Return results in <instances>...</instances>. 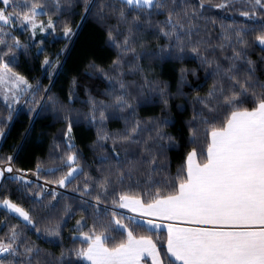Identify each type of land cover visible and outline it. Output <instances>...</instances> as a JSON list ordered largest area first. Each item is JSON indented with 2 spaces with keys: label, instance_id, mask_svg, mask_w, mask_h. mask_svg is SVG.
<instances>
[{
  "label": "trees",
  "instance_id": "obj_1",
  "mask_svg": "<svg viewBox=\"0 0 264 264\" xmlns=\"http://www.w3.org/2000/svg\"><path fill=\"white\" fill-rule=\"evenodd\" d=\"M34 3L38 5L37 24H43L46 30L37 27L33 33L27 25L0 24L4 29L0 39L6 41L0 45V54L12 46L9 55L3 56L4 62L12 61L9 65L12 70L32 86L15 102L12 98L9 101L0 98L3 132L0 160L11 158L17 170L37 172L39 168L41 180L58 186L55 181L70 170L64 158L74 153L83 175L64 188L68 192H56L60 195L55 200L50 193L43 191V196L40 195L43 187L39 183L26 185L10 178L2 181L0 239L7 242L9 229L16 226L20 233L16 243L20 255L6 253L0 260L5 264H60L61 252H66L63 264H86L71 252L85 246L74 239L78 236L75 231L78 221H85L91 227L99 213L100 220L108 225L110 211H116L118 218L128 217L126 212L113 207L115 193L143 195L156 187L163 194L170 190L165 181L177 176L193 148L198 161H204L200 152L206 151L210 126L199 124V113H208L197 97L206 98L217 85L222 84L226 90L230 87L223 70L232 63L233 49L246 51L248 59L254 62L253 83L264 82V50L257 42V37L264 35V8L254 0H175V3L165 0L163 10L151 13L134 12L122 0H13L11 7L17 13H29ZM200 3L204 4L203 8ZM222 4L227 6L217 7ZM183 9L189 13L194 10L197 15L190 34H186L187 28L177 29L183 46L181 52L176 37L165 36L163 32L169 31L165 23L169 14L187 24ZM121 11L126 14L127 22L121 20ZM134 15L138 21L132 20ZM49 20L55 26L53 29L47 28ZM20 23L16 21L17 25ZM65 27L72 29L70 38L64 35ZM129 28L140 56L134 63H129L132 55H121V50L109 41V33L118 41L123 40ZM14 39L24 47L16 48ZM239 40L246 41L248 47L243 48ZM194 46L199 49V55L191 51ZM153 53L158 55H150ZM202 56L214 58L215 62L206 65L200 59ZM46 59L52 62L51 67L44 64ZM217 63L220 69L216 68ZM236 63L238 68L246 66L243 61ZM235 74L242 81L247 78L243 73ZM121 81L125 89L119 88ZM125 91L131 107L117 112L113 96ZM253 106L251 102L245 104L249 109ZM101 111L104 120L100 119ZM224 115L221 111V118L215 121L217 127L221 126ZM136 123L140 125L138 138L147 140L148 144L120 142L119 138ZM196 125H199L195 128L197 143L193 144L192 128ZM157 132L165 138L160 140ZM153 159L154 164L147 162ZM53 169L59 171L53 173ZM105 180L107 195L99 188ZM96 196L103 201L98 207ZM144 198L147 200L149 196ZM4 200L29 211L42 231L35 232L22 218L4 208ZM52 204H57L55 211L51 210ZM66 205L70 211H65ZM123 223L129 221L123 219ZM55 224L60 225V237L56 243H49V239L56 238H47L42 233ZM129 226L137 236L158 240L163 257L166 230H154L160 233L157 237L135 223ZM88 227L83 230L87 232ZM111 234L117 242L122 239L117 230ZM25 245L38 248L39 254H24Z\"/></svg>",
  "mask_w": 264,
  "mask_h": 264
},
{
  "label": "snow or ice",
  "instance_id": "obj_2",
  "mask_svg": "<svg viewBox=\"0 0 264 264\" xmlns=\"http://www.w3.org/2000/svg\"><path fill=\"white\" fill-rule=\"evenodd\" d=\"M122 3L134 12L151 13L166 7L165 0H122ZM254 3L264 8L261 0H254ZM0 4L3 5L0 7V24L20 27L27 25L31 27L33 33L37 27L42 31L46 30L43 24H37V4H32L30 12L23 14L17 13L11 7L13 0H0ZM199 6L203 8L204 4L200 3ZM226 6L227 4L217 5ZM183 12L187 24L181 19L174 20L173 15L169 14L165 22L169 31L163 32L165 36L176 37L177 47L181 52L183 46L177 29L184 31L187 28L186 34H190L195 28L194 21L197 15L194 10L189 13L187 9H183ZM176 16L179 17L180 13L177 12ZM120 17L122 21L127 22V16L123 11L120 12ZM132 20L138 21V16L134 15ZM16 21L21 23L17 25ZM54 27L49 20L47 28ZM0 33H4L2 27ZM64 35L70 38L73 35L72 29L65 27ZM131 36L132 29L129 28L128 35L123 40L118 41L109 33V41L113 47L121 50V55H132L129 63H134L140 56L136 53L135 42ZM257 42L264 50V35L257 37ZM5 43L4 39H0V45ZM13 43L16 48L24 47L19 40L14 39ZM238 43L245 49L248 47L246 41L239 40ZM11 48L12 46H9L8 51L0 54V91L6 90L11 93V98L15 102L20 94L26 93L32 86L23 76L12 70L9 66L12 61L4 62L3 56L9 55ZM191 51L199 55L197 47L194 46ZM12 55L14 60V53ZM200 59L209 66L215 62L214 58L209 59L206 56ZM231 59L232 63L223 70L224 76L231 82L230 87L226 90L222 84L217 85L210 90L206 98L197 97L198 102L208 113V115L204 112L199 113V124L210 126L207 129L210 139L206 151L200 152L204 161L198 162V153L193 148L186 157L185 165L178 170L177 176L165 181L170 190L163 194L162 190L156 187L143 195L130 192L115 193V199L111 201L113 207L127 209L136 214L135 216L118 218L119 214L116 211H110L108 214L111 220L108 225L103 224L99 213L96 223L91 227H88L85 221H78L75 229L78 236L74 239H79L85 246L71 250L77 260H82L86 264H165L166 260L167 264H175L176 261L180 264H264V82L256 80L253 83L255 64L248 59L246 51L233 49ZM237 61H243L246 66L238 68ZM44 64L52 66V62L47 59ZM119 65L120 61H117L116 67L119 68ZM216 68L220 69L221 66L217 63ZM237 72L243 73L247 78L242 81L235 74ZM119 88L125 89L126 85L121 81ZM126 95L125 91L121 95L113 96V106L117 112L131 107L125 99ZM247 102L254 106L251 109L245 107ZM221 111L225 115L221 119V126L217 127L215 121L221 118ZM100 119H105L103 111L100 112ZM198 126L192 128L193 144L197 143L195 128ZM139 128V123H136L119 138L120 142L147 145V140L141 141L137 136ZM0 136H3L2 130ZM157 136L160 140L165 138L159 132ZM64 159L70 170L55 181L60 188H66L75 182L78 175H83L74 153ZM147 162L154 164L155 160ZM13 171L11 158L7 161L0 160V178L4 177L5 172ZM56 171L59 169L52 170L53 173ZM16 172L19 173V170ZM38 174L39 168L33 175L38 177ZM25 175L17 174L11 178L14 182L31 185L32 181L27 180ZM99 188L107 195L106 180L99 184ZM43 191L47 190L42 189L41 196ZM84 191H88L87 187ZM58 195L60 194L55 191L50 193L52 200ZM144 196H149V199L145 200ZM95 200L96 207L103 203L100 196H96ZM39 202L42 203V200ZM2 206L22 218L35 232L42 231L29 211L10 200H4ZM56 208L57 204L51 205L52 211ZM65 211H70V206L66 205ZM123 219H127L129 223H123ZM157 220L169 223L162 225L157 223ZM131 223L152 232L157 237L160 233L154 230L161 227L166 229L163 257L161 248L158 247L159 241L154 240L152 236L135 235L129 226ZM85 227H88L87 232L83 230ZM114 230L122 237L119 242L116 236L111 234ZM42 234L47 238H56L49 239V243H56L60 237V225H52L44 229ZM19 239L20 233L17 232L16 226H12L7 242L0 239V255L5 253L20 255L16 246ZM39 252L38 248L25 245L24 254L38 255ZM66 258L67 253L61 252L60 264H63ZM0 264L5 262L0 260Z\"/></svg>",
  "mask_w": 264,
  "mask_h": 264
},
{
  "label": "built area",
  "instance_id": "obj_3",
  "mask_svg": "<svg viewBox=\"0 0 264 264\" xmlns=\"http://www.w3.org/2000/svg\"><path fill=\"white\" fill-rule=\"evenodd\" d=\"M12 164V163H11ZM12 167H13V165H12ZM13 169H14V171H13V173H7V172H5V175H4V177L5 178H10V179H12L11 177H13L14 175H17V174H19V175H25V178L27 179V180H30V181H32V182H36V183H39V184H41L42 185V187H43V189H46L47 191H44L45 193H51V192H53V191H55V192H68L66 189H64V188H60L59 186H57V185H54V184H50V183H48V182H46V181H43V180H41L39 177H37V176H35V175H33V173H35V171H33V170H19V173H17L16 172V170L17 169H15L14 167H13ZM13 180V179H12Z\"/></svg>",
  "mask_w": 264,
  "mask_h": 264
},
{
  "label": "crops",
  "instance_id": "obj_4",
  "mask_svg": "<svg viewBox=\"0 0 264 264\" xmlns=\"http://www.w3.org/2000/svg\"><path fill=\"white\" fill-rule=\"evenodd\" d=\"M1 182V181H0ZM122 211H124V212H127V213H129V214H131L132 216H135L136 214H134V213H131V212H129L127 209H121ZM157 223H159V224H162V225H166L167 223H169L168 221H160V220H157ZM182 226H188V225H182ZM166 230L165 228H163V227H161V228H159V229H156V230ZM178 264H180V262L179 261H176Z\"/></svg>",
  "mask_w": 264,
  "mask_h": 264
},
{
  "label": "rangeland",
  "instance_id": "obj_5",
  "mask_svg": "<svg viewBox=\"0 0 264 264\" xmlns=\"http://www.w3.org/2000/svg\"><path fill=\"white\" fill-rule=\"evenodd\" d=\"M11 93H8L5 91H0V98L5 100V101H9L11 100V97H10ZM198 159V158H197ZM199 162V161H198ZM5 178V177H4ZM2 178H0V181H1ZM1 185V184H0ZM15 214V213H14ZM16 215V214H15ZM162 230V229H161Z\"/></svg>",
  "mask_w": 264,
  "mask_h": 264
},
{
  "label": "water",
  "instance_id": "obj_6",
  "mask_svg": "<svg viewBox=\"0 0 264 264\" xmlns=\"http://www.w3.org/2000/svg\"><path fill=\"white\" fill-rule=\"evenodd\" d=\"M5 254H6V253H5ZM5 254H3V255H0V258H1V257H3Z\"/></svg>",
  "mask_w": 264,
  "mask_h": 264
}]
</instances>
